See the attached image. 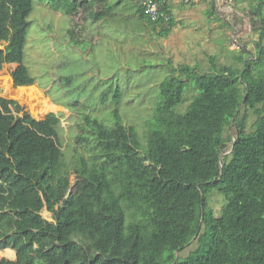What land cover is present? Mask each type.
I'll use <instances>...</instances> for the list:
<instances>
[{
    "label": "trees",
    "instance_id": "obj_1",
    "mask_svg": "<svg viewBox=\"0 0 264 264\" xmlns=\"http://www.w3.org/2000/svg\"><path fill=\"white\" fill-rule=\"evenodd\" d=\"M47 1L97 20L123 0ZM133 1L140 19L163 36L171 31L169 0L162 5L167 20L150 19ZM250 5L264 21V0ZM32 8L33 0H0V69L19 84L34 83L17 62ZM209 58L211 70L184 63L159 83L144 144L122 118L118 85L107 90L110 125L84 112L75 140L89 154L68 165L76 177L71 192L59 115L36 118L0 96V248L16 253L0 264H264V42L255 57L240 58L241 67ZM189 82L196 92L179 112L174 107ZM250 109L256 118L248 129ZM230 124V151L221 159ZM211 189L224 197L218 213L207 201ZM44 207L52 219L41 214ZM193 237L196 247L177 256Z\"/></svg>",
    "mask_w": 264,
    "mask_h": 264
},
{
    "label": "rangeland",
    "instance_id": "obj_2",
    "mask_svg": "<svg viewBox=\"0 0 264 264\" xmlns=\"http://www.w3.org/2000/svg\"><path fill=\"white\" fill-rule=\"evenodd\" d=\"M169 2L175 24L163 36L158 26L153 27L137 16L133 0L118 2L111 8V14L97 20L88 16L83 8L67 14L51 9L47 0H33V8L27 16L30 25L23 56L17 62L34 77V83L10 81L8 69L2 66L0 76L7 75L5 81L12 89H25L24 95L16 97L4 91L1 84L4 80L0 77V96L16 99L36 118H42L49 111L59 115V143L69 175V189L73 188L76 178L68 169L69 163L79 154H89L75 140L82 114L89 112L106 124L112 123L110 112L114 103L112 92L107 90L120 87L119 111L124 122L134 126L144 144L158 99L159 83L172 68L185 63L197 71H209L210 55L217 64L241 67L240 58L255 57L257 42H264V21L252 12L250 0ZM94 8L100 7L95 4ZM3 45L4 42L0 43V47ZM191 84L188 83L183 100L175 105V110H185L196 92ZM255 118L256 112L250 109L248 129ZM232 125L225 131L231 139L226 141L221 159L230 151ZM207 201L218 213L224 197L218 190L211 189ZM41 214L52 219L45 207ZM196 245L193 237L176 255L186 256ZM5 249L0 248V257H12Z\"/></svg>",
    "mask_w": 264,
    "mask_h": 264
},
{
    "label": "built area",
    "instance_id": "obj_3",
    "mask_svg": "<svg viewBox=\"0 0 264 264\" xmlns=\"http://www.w3.org/2000/svg\"><path fill=\"white\" fill-rule=\"evenodd\" d=\"M139 4L142 6L143 11L147 16L152 19L163 18L168 19V14L163 9L164 0H138Z\"/></svg>",
    "mask_w": 264,
    "mask_h": 264
},
{
    "label": "bare ground",
    "instance_id": "obj_4",
    "mask_svg": "<svg viewBox=\"0 0 264 264\" xmlns=\"http://www.w3.org/2000/svg\"><path fill=\"white\" fill-rule=\"evenodd\" d=\"M6 76L7 75H3V76H0L2 77L1 79L4 80L1 82V84L4 86L5 90L4 91H9L10 93H12V95L16 96V97H21V95H24L23 94V91L25 89V87H19L17 90L16 89H12L11 85L5 81L6 80ZM9 79H10V75H9ZM9 81V80H8ZM30 88H31V85H30ZM27 89V88H26ZM5 252L7 254H10L13 256V251L10 249V248H6L5 249Z\"/></svg>",
    "mask_w": 264,
    "mask_h": 264
},
{
    "label": "crops",
    "instance_id": "obj_5",
    "mask_svg": "<svg viewBox=\"0 0 264 264\" xmlns=\"http://www.w3.org/2000/svg\"><path fill=\"white\" fill-rule=\"evenodd\" d=\"M6 248H10V247H6ZM12 251H13V256L12 257H10L11 259H14L15 258V256H16V253H15V250L14 249H12V248H10Z\"/></svg>",
    "mask_w": 264,
    "mask_h": 264
},
{
    "label": "water",
    "instance_id": "obj_6",
    "mask_svg": "<svg viewBox=\"0 0 264 264\" xmlns=\"http://www.w3.org/2000/svg\"><path fill=\"white\" fill-rule=\"evenodd\" d=\"M220 165H221V163H220ZM71 190H72V189H69L68 191L71 192Z\"/></svg>",
    "mask_w": 264,
    "mask_h": 264
}]
</instances>
